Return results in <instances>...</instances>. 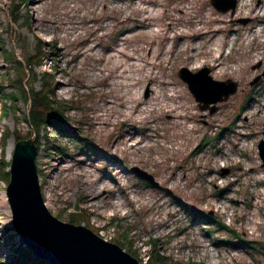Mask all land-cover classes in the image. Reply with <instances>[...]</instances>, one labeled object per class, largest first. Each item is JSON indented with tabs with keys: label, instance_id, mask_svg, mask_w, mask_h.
<instances>
[{
	"label": "rangeland",
	"instance_id": "374dc122",
	"mask_svg": "<svg viewBox=\"0 0 264 264\" xmlns=\"http://www.w3.org/2000/svg\"><path fill=\"white\" fill-rule=\"evenodd\" d=\"M21 5L29 29L20 24L22 19L10 20L11 0H0V40L18 59L27 49L35 52V35L47 50L57 45V97L79 105L70 111V123L98 146L88 155L63 138L58 139L69 144L70 154L41 146L35 162L49 211L72 222L71 213L81 207L88 222L72 223L109 241L128 226L142 263L149 257L147 240L154 236L181 264H264V166L257 146L264 139V79L250 84L264 69V0H237L232 14L217 10L210 0H22ZM86 37L89 41L81 43ZM215 39L220 50L214 52ZM199 43L201 50L192 54ZM151 47L156 51L153 61L148 60ZM51 64L49 56L35 69L41 73ZM205 65L213 79L238 83L236 92L218 101L212 113L199 107L177 73L180 67L195 72ZM130 72L138 78L135 84H126ZM7 73L16 76L17 70L0 50L5 92L11 90ZM33 85L38 89L41 80ZM208 85L207 98L224 89ZM251 91L254 97L245 104ZM128 97H134L133 108ZM165 104L180 105L178 116L161 112ZM16 107L0 113V134L4 125L15 131L3 146L0 142V264L6 261L8 244L27 247L14 229L8 181L1 178L3 170L9 172L6 163L15 138L29 133L23 121L26 103L19 101ZM134 140H139L136 146ZM41 142L45 144L44 136ZM134 165L158 184L140 179ZM222 188L226 190L217 195ZM171 194L249 242L235 244L231 230L216 228L212 219L188 225L187 214ZM115 198L123 205L115 206ZM217 238L226 241L216 243Z\"/></svg>",
	"mask_w": 264,
	"mask_h": 264
},
{
	"label": "trees",
	"instance_id": "16d2710c",
	"mask_svg": "<svg viewBox=\"0 0 264 264\" xmlns=\"http://www.w3.org/2000/svg\"><path fill=\"white\" fill-rule=\"evenodd\" d=\"M21 1L22 0H11L12 6L9 9L10 20L16 23L22 19L20 24L29 29V16L28 19L23 16L21 11ZM24 1L26 2L27 0ZM123 32V28L119 29L115 36H119ZM35 36V52H31L29 49H27L22 59L16 58L14 54L6 48L4 41L0 40V50L4 56L5 62H10V64H12L17 70L16 76H13L9 73L6 74L7 85L11 87L10 91L5 92L6 87L0 83V93L2 94L0 98V113L2 115H6L11 110V105L13 106V109L16 110V104L19 101L29 103V110L23 118V121L29 127V133L27 136L24 135L21 137H24V139H29L33 135L36 136L34 141L36 155L39 153L42 145L50 152L55 151L59 154H70V146L68 143L63 142L61 140L62 138L67 141H71L76 147V150L79 152L84 151V153L88 155V151L91 150L93 153H96L98 151V146L93 141L91 142V138L89 136L87 137V135L82 133L78 134L75 130L76 128L70 123L72 122L70 111L75 108H79V105H75L72 100L57 97L56 89L58 79L55 70L57 69L58 56H60L58 54L57 45L54 43L50 48H48L49 50H47L44 40L37 35ZM88 38L89 37L84 38L86 40L81 43L88 42ZM49 56H51L52 62L51 69L43 70L41 73H38L35 68L41 66ZM2 79L3 78H1V80ZM38 79L41 80V85L37 89L33 84L34 81ZM253 97V91L249 92L247 94L245 104ZM226 128L227 127L223 128L222 132ZM11 134L15 135V131L9 130V128L4 125L0 134V142L2 146L5 144L7 137ZM42 136L45 137V144L41 142ZM21 137L17 136L15 141H18ZM2 158L3 157H1L0 160H2ZM9 163L10 162L8 161L6 166ZM3 173V177L1 178L8 181L9 172L7 170H3ZM225 190L226 188L220 189L217 192V195H221ZM171 196L178 203V205L182 206L184 212L187 214L188 225L200 222L201 219H212L217 223L216 228L225 230L227 229V231L231 230V239H234L233 242L235 244L241 242L244 243L246 241L249 242L243 237L241 233L235 232L231 227L225 225L214 216H210L205 211L195 208L192 204L184 203L180 197L175 196L174 194H171ZM86 217H88V215L85 213V209L79 207L76 212L71 213V218L69 220L72 222L81 223L84 219L88 222ZM122 227L123 230L121 237L111 240L115 241L118 245L122 246L125 250L138 258L137 250L133 248L134 242L128 237V226ZM185 227L187 229V226ZM184 230V227L180 229V231ZM208 230L212 229L209 228ZM221 241L225 242L226 239L217 238L216 243ZM147 242L150 245L149 257L146 263H142V259L138 258L142 264H181L164 252V250L161 248V242L159 238L151 236L148 238ZM8 247L9 250L5 255L6 261H2V264H50L47 260L34 255L31 249L25 247L24 245L15 246L13 243H10L8 244ZM261 247L262 248L260 251L264 254V245H261Z\"/></svg>",
	"mask_w": 264,
	"mask_h": 264
},
{
	"label": "water",
	"instance_id": "95a60500",
	"mask_svg": "<svg viewBox=\"0 0 264 264\" xmlns=\"http://www.w3.org/2000/svg\"><path fill=\"white\" fill-rule=\"evenodd\" d=\"M210 1L217 10L230 11L231 14L237 5V0ZM237 21L245 23L247 19ZM177 73L187 83L188 89L199 102V107L208 109L209 113L216 109L218 101L226 100L238 87V83L230 78L213 79L207 65L195 72L180 67ZM263 78L264 69L250 84H255ZM208 84L224 86V89L207 98ZM33 140L30 137L14 143L6 186L13 226L23 243L34 255L50 264H142L117 243L103 238L85 225L63 221L49 211L38 181L36 147ZM257 146L261 165L264 166V139H261ZM131 169L145 181L153 185L158 184L154 176L146 170L135 165Z\"/></svg>",
	"mask_w": 264,
	"mask_h": 264
},
{
	"label": "bare ground",
	"instance_id": "6f19581e",
	"mask_svg": "<svg viewBox=\"0 0 264 264\" xmlns=\"http://www.w3.org/2000/svg\"><path fill=\"white\" fill-rule=\"evenodd\" d=\"M244 1H246V0H244ZM156 13L157 12H154V14L156 15ZM152 14V13H151ZM219 41L217 40V39H215V40H213L212 41V43H211V45H212V48H214V52L217 50V51H219L220 50V45H219V43H218ZM195 47H197V49L196 50H194L193 52H192V54H197L200 50H201V48H202V44H196V45H194ZM213 50V49H212ZM155 48L154 49H152V47H151V51H150V54H149V56H148V60L149 61H153V57L155 56ZM124 54V53H123ZM215 55V54H214ZM195 56V55H194ZM216 57H218V58H220L221 57V55H215ZM196 58V57H195ZM217 58V59H218ZM214 59H216V58H214ZM120 62H121V59H117V61H116V65L118 64H120ZM194 63H196V59H195V62ZM198 63V62H197ZM196 63V65H198ZM136 64V63H135ZM217 64H219V62L217 63ZM114 66V65H113ZM130 67V66H129ZM137 67V66H136ZM139 67V66H138ZM221 71H222V68H220L219 69V72L221 73ZM150 74H151V72H150ZM150 76V75H149ZM134 76H133V74L130 72L129 73V75H128V77L126 78V84L127 83H132V82H134L133 84H135V80L136 79H138V78H136L135 80H134V78H133ZM153 78V77H152ZM132 84V85H133ZM133 90V89H132ZM156 95V94H155ZM158 95V94H157ZM134 96V95H133ZM129 99V103H130V106L129 107H131V108H133V105L131 104L132 103V101H133V98L134 97H128ZM135 98H136V96H135ZM157 99V98H156ZM155 99V101H157ZM137 100V99H136ZM153 100V99H152ZM154 101V100H153ZM158 103V102H157ZM157 105V104H156ZM159 109H162L161 110V112H168V113H170L171 115H174V116H178V114H179V110H180V105H167V104H165V105H161L160 106V108ZM139 143V140H134L133 141V144L136 146L137 144ZM132 144V143H131ZM39 181V180H38ZM49 201H48V199L46 198V201H45V205H46V207H47V203H48ZM2 203H3V201H2ZM114 203H115V206H121V205H123V201L122 200H120L119 198H115V200H114ZM2 205H4V204H2ZM253 221H256V219H253ZM212 255H214L215 257H216V253L215 252H210Z\"/></svg>",
	"mask_w": 264,
	"mask_h": 264
},
{
	"label": "built area",
	"instance_id": "2783aa9c",
	"mask_svg": "<svg viewBox=\"0 0 264 264\" xmlns=\"http://www.w3.org/2000/svg\"><path fill=\"white\" fill-rule=\"evenodd\" d=\"M143 262V261H142Z\"/></svg>",
	"mask_w": 264,
	"mask_h": 264
}]
</instances>
